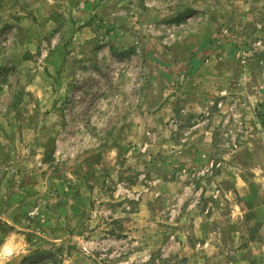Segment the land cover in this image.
Masks as SVG:
<instances>
[{"label": "rangeland", "instance_id": "1", "mask_svg": "<svg viewBox=\"0 0 264 264\" xmlns=\"http://www.w3.org/2000/svg\"><path fill=\"white\" fill-rule=\"evenodd\" d=\"M264 0H0V264H264Z\"/></svg>", "mask_w": 264, "mask_h": 264}, {"label": "trees", "instance_id": "2", "mask_svg": "<svg viewBox=\"0 0 264 264\" xmlns=\"http://www.w3.org/2000/svg\"><path fill=\"white\" fill-rule=\"evenodd\" d=\"M260 119H261L262 123L264 124V113L260 114Z\"/></svg>", "mask_w": 264, "mask_h": 264}]
</instances>
